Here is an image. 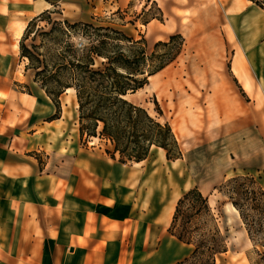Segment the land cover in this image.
<instances>
[{
	"label": "crops",
	"instance_id": "1",
	"mask_svg": "<svg viewBox=\"0 0 264 264\" xmlns=\"http://www.w3.org/2000/svg\"><path fill=\"white\" fill-rule=\"evenodd\" d=\"M219 1L232 75L264 106V7ZM131 3L0 0V264H176L193 251L169 229L179 198L194 186L168 200H147L141 192L149 196L162 173L141 189L148 158L122 162L111 140L83 136L75 89L62 94L58 107L21 54L27 25L45 11L61 8L71 21L91 22L99 7L115 16Z\"/></svg>",
	"mask_w": 264,
	"mask_h": 264
},
{
	"label": "rangeland",
	"instance_id": "2",
	"mask_svg": "<svg viewBox=\"0 0 264 264\" xmlns=\"http://www.w3.org/2000/svg\"><path fill=\"white\" fill-rule=\"evenodd\" d=\"M110 10L99 7L90 21L116 26L129 23L126 31L137 39L145 36L150 52L157 42L173 34L184 38L178 57L128 95L159 121L170 124L182 153L171 163L164 156L166 151L154 146L145 161L141 189L151 188L145 184L152 183L149 178L159 172L162 187L158 184L149 196L141 194L147 200H168L181 189L198 186L209 197L226 235L227 250L217 255L216 264H264V248L253 244L239 212L219 189L234 175L249 173L264 187V106L252 102L232 75L231 51L220 30L225 21L220 1L132 0L125 13L113 16ZM73 17L70 11L54 8L29 22L24 40L33 59L31 63L27 58L29 70L33 79L44 80L51 89H61L70 81L59 65L63 55L69 54L68 44L81 51L82 42H87L80 28L66 23ZM45 66L56 75L39 73ZM69 95L64 96L65 101H70ZM68 113H72L70 108ZM89 123L85 121V125ZM182 249L177 246L176 255Z\"/></svg>",
	"mask_w": 264,
	"mask_h": 264
},
{
	"label": "trees",
	"instance_id": "3",
	"mask_svg": "<svg viewBox=\"0 0 264 264\" xmlns=\"http://www.w3.org/2000/svg\"><path fill=\"white\" fill-rule=\"evenodd\" d=\"M252 1L264 7L261 1ZM46 13L51 10L37 17ZM70 22L66 20L71 28H80L87 36L81 51L68 44L69 54L63 55L64 61L59 64L70 81L61 89L49 88L44 80L34 81L58 107L62 94L69 88L75 89L81 134L111 140L122 162L143 161L154 146L163 148L168 160L181 158L179 143L170 124L159 121L127 95L143 88L151 75L178 57L184 44L183 36L173 34L168 40L157 42L150 52L145 36L137 39L130 35L124 28L127 23L116 26L112 22ZM30 25L21 40V54L31 62L32 55L24 42ZM49 71L56 75L46 66L39 73ZM86 120L90 122L88 126ZM219 189L239 211L253 244L264 248V187L258 179L252 174L234 175ZM169 230L180 241L193 246L191 254L176 264L192 260L216 264L217 255L227 250L226 235L217 223L209 197L198 186L179 198Z\"/></svg>",
	"mask_w": 264,
	"mask_h": 264
},
{
	"label": "bare ground",
	"instance_id": "4",
	"mask_svg": "<svg viewBox=\"0 0 264 264\" xmlns=\"http://www.w3.org/2000/svg\"><path fill=\"white\" fill-rule=\"evenodd\" d=\"M23 29V26H20L19 28H18V30H17V34H21V30ZM153 76V75H152ZM152 76H150V77H152ZM78 105V104H77ZM233 208H234V210L236 211V212H239L237 209H236V207L235 206H233Z\"/></svg>",
	"mask_w": 264,
	"mask_h": 264
}]
</instances>
